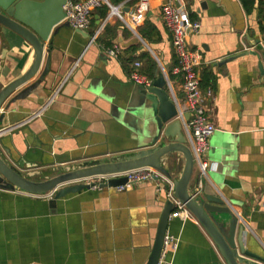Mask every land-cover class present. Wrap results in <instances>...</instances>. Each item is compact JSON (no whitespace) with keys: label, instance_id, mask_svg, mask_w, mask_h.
<instances>
[{"label":"crops","instance_id":"0c3cea01","mask_svg":"<svg viewBox=\"0 0 264 264\" xmlns=\"http://www.w3.org/2000/svg\"><path fill=\"white\" fill-rule=\"evenodd\" d=\"M137 1L123 2V9L133 11ZM168 1L200 23L188 47L201 57L199 86L215 127L203 157L211 168L201 176L194 167L189 194L201 184L196 198L220 197L222 205L240 216L235 240L242 226L243 248L264 260L262 0H254L249 12L240 0H149V11L134 31L108 17L109 10L102 19L95 12L85 31L57 25L44 45L42 68L48 58V74L25 99L11 104L2 119L0 129L18 126L0 136V158L26 178L42 182L67 166L125 158L168 143L153 119L140 113L136 94L137 87L152 82L141 73L147 69L145 54L156 63L155 78L162 74L177 99L182 98L170 33L160 19V8ZM148 23L156 31L146 40L137 31ZM107 26L115 31V56L96 40ZM34 58L27 42L0 25V89L25 74ZM42 68L17 92L33 84ZM133 73L142 84L132 79ZM208 88L210 97L205 96ZM165 160L164 169L177 180L182 155L172 153ZM172 161L176 168L168 171ZM62 187L39 197L0 188V264L147 263L161 212L170 200L166 186L149 182L124 192L91 188L54 200ZM166 233L178 244L167 264H226L192 215L170 217Z\"/></svg>","mask_w":264,"mask_h":264},{"label":"water","instance_id":"95a60500","mask_svg":"<svg viewBox=\"0 0 264 264\" xmlns=\"http://www.w3.org/2000/svg\"><path fill=\"white\" fill-rule=\"evenodd\" d=\"M108 1L111 5L115 4V0ZM66 2L67 0H0V25L27 42L35 53L34 62L29 70L0 89V109H3L0 112V124L10 105L16 101L25 99L43 82L45 76L48 74V58H46L42 68L45 54L44 45L48 41L53 28L62 23L65 15L63 6ZM123 12L128 13L129 9H123ZM247 53L248 51H245L220 63L230 61L235 57ZM41 68L42 71L38 79L33 84L17 92L34 79ZM166 89L167 81L160 74L149 85L137 87L136 94L137 100L140 103V113L153 119L160 134L162 132L163 139L169 140L168 143L160 144L159 146L140 151L125 158L111 159L105 162L88 164L83 167L67 166L64 173L42 182L26 178L0 158V188L9 189L10 191L20 190L33 195H44L51 191H56L64 185L78 183L62 187L58 190L54 196V200H56L70 193H77L93 188V184L79 183L86 179L120 174L146 167L154 168L168 175V172L163 167L166 162L165 159L172 153H178L183 158V169L180 177L174 181V199L180 202L202 226L226 264H248L243 262V259L239 257L240 255L264 264L263 259L245 251L243 248L242 226L238 228V236L237 240H235L238 217L231 208L222 205L220 197L207 196L205 198L206 201H204L189 194L188 187L195 163L187 147L186 137L182 132V123L177 119L176 107ZM14 93L17 94L14 95ZM3 105L5 106L3 107ZM184 119H188L187 114L184 115ZM125 183V178H115L100 184L99 188L112 189ZM173 207V202L167 200L161 212L153 248L146 264H157L158 262ZM215 216H218V218L216 219Z\"/></svg>","mask_w":264,"mask_h":264},{"label":"built area","instance_id":"2783aa9c","mask_svg":"<svg viewBox=\"0 0 264 264\" xmlns=\"http://www.w3.org/2000/svg\"><path fill=\"white\" fill-rule=\"evenodd\" d=\"M102 6L108 8V17L114 16L118 21L134 31L135 28L143 22L146 13L149 11L150 4L149 0H138L133 11L128 12V14L123 12L124 3L111 5L108 0H83L80 2L67 0L63 6V12L65 15L62 23L66 24L72 30L85 31L90 25L93 12ZM125 14L129 15L128 19L125 18ZM160 19L164 27L170 33L172 50L177 60L175 73L180 75L182 80V98L180 100L177 99L168 81L167 89L170 98L176 107L177 119L182 123L184 129L183 133L187 140V147L192 154L194 162H196L199 174L203 176L205 172L211 168V163L204 160L203 157L208 150V140L215 132V127L207 116L206 107L203 104L204 96L201 93L199 86L197 70L201 66V57L198 53L191 51L188 47V38L191 34H197L199 32L200 23L198 20H191L185 11L179 10V8L177 9L171 1H168L161 6ZM108 53L111 56H115L117 55L118 50L116 47H113L108 50ZM140 65V62L135 63L136 68H139ZM132 79L136 83H143V79L137 73L132 74ZM144 85L149 84L144 83ZM205 96H211V90L209 88L206 91ZM40 113L41 112H37L34 116H39ZM185 114L188 115L187 120L184 119ZM17 126L18 125L0 129V136L6 132L13 131ZM115 178L126 179L124 185L112 188L116 192H124L149 182L166 186V188H168V197L172 200L173 205L175 206L174 213L171 214V217H178L181 214L185 217H191V214L187 209L174 199V181L171 182L170 176L150 167L133 169L120 174L86 179L79 183L93 184V188L99 190L101 189L99 188L100 184ZM201 189V184H199L198 189L193 196H198ZM17 192L27 194L20 190H17ZM52 193H54V191ZM28 195L37 197L41 196L33 194ZM48 196H51V193H49ZM236 216L240 218L238 214H236ZM177 246V240L166 233L157 264H167L169 255L177 250Z\"/></svg>","mask_w":264,"mask_h":264},{"label":"trees","instance_id":"16d2710c","mask_svg":"<svg viewBox=\"0 0 264 264\" xmlns=\"http://www.w3.org/2000/svg\"><path fill=\"white\" fill-rule=\"evenodd\" d=\"M70 1H72V2H80V1H83V0H70ZM126 1L127 0H115V4H121V3L126 2ZM253 1L254 0H240L241 4L243 5V7L246 9L247 12H249L250 9L252 8ZM262 2H263V7H264V0H262ZM95 12H96L97 16L102 19V18H105V16L108 14V8L106 6H102L101 8L96 9L93 12V14ZM263 19H264V13H263ZM91 23L93 24V21ZM155 31H156V28H154L153 26H151L148 23L147 26H146V28H143V29L140 28V29H138L137 33L139 34V36H141V38L147 40L149 38V34H152V32H155ZM103 32L104 33L100 37L98 36L96 40L99 42V44H102L103 43L105 45V47L112 48V41L115 38V31L114 30H111L107 26V27H105V29L103 30ZM107 39H108V41H107ZM142 56H143V58L146 59L147 69L145 70V72H142V69H141V73L148 80L153 81L155 79L156 63L150 57H148L147 55L142 54ZM148 69H149V72H148ZM200 86H201V84H200Z\"/></svg>","mask_w":264,"mask_h":264},{"label":"rangeland","instance_id":"374dc122","mask_svg":"<svg viewBox=\"0 0 264 264\" xmlns=\"http://www.w3.org/2000/svg\"><path fill=\"white\" fill-rule=\"evenodd\" d=\"M167 91V93H168V95H169V92H168V89L166 90ZM169 162V161H168ZM195 164H194V167H196V162H194ZM176 168V166H175V164H173V161L171 162V164H170V168L168 169V171H170V169H175ZM172 176L170 175V179H171V182L172 181H174L172 178H171ZM190 217V216H189Z\"/></svg>","mask_w":264,"mask_h":264},{"label":"bare ground","instance_id":"6f19581e","mask_svg":"<svg viewBox=\"0 0 264 264\" xmlns=\"http://www.w3.org/2000/svg\"><path fill=\"white\" fill-rule=\"evenodd\" d=\"M152 169H154V168H152ZM156 170V169H155Z\"/></svg>","mask_w":264,"mask_h":264}]
</instances>
